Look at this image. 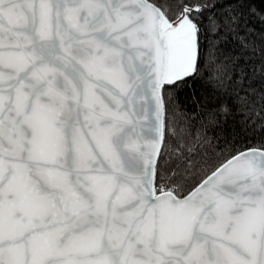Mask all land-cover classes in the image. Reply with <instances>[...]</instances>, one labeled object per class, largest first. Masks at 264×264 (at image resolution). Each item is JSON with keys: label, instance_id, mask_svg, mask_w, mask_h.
Returning a JSON list of instances; mask_svg holds the SVG:
<instances>
[{"label": "snow or ice", "instance_id": "6c2138e0", "mask_svg": "<svg viewBox=\"0 0 264 264\" xmlns=\"http://www.w3.org/2000/svg\"><path fill=\"white\" fill-rule=\"evenodd\" d=\"M252 13L0 0V264H264V136L208 131L234 112L264 130Z\"/></svg>", "mask_w": 264, "mask_h": 264}, {"label": "trees", "instance_id": "16d2710c", "mask_svg": "<svg viewBox=\"0 0 264 264\" xmlns=\"http://www.w3.org/2000/svg\"><path fill=\"white\" fill-rule=\"evenodd\" d=\"M171 3H175V0H169ZM257 7L258 11L264 10V0H252ZM247 10V5L244 6ZM248 24L257 30V32H264V21L261 20L257 13H252L248 19ZM255 35V33H253ZM258 62V61H257ZM207 75V73H205ZM211 91V85L205 84L199 77L194 81H188L186 85L180 87L177 93V98L182 106H187L189 111L192 110L191 94L195 93L197 96L201 94V90ZM225 99L224 97L220 98ZM242 113H232L227 116L226 119H222L217 125L209 127L208 131L210 134L221 137V146H223L224 139L232 140L235 138L236 144L247 141L250 145L258 141L260 136H264V130L258 127L249 126L247 129L241 122ZM260 117H257V123L260 122ZM177 120L180 123L184 121L178 116ZM197 122L192 124V133L195 135Z\"/></svg>", "mask_w": 264, "mask_h": 264}]
</instances>
